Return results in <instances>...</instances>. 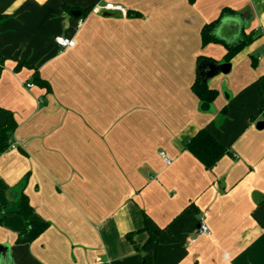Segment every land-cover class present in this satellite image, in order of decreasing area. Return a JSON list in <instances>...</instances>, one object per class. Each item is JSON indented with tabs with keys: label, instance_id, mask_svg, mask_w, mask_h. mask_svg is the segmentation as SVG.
Wrapping results in <instances>:
<instances>
[{
	"label": "crops",
	"instance_id": "0c3cea01",
	"mask_svg": "<svg viewBox=\"0 0 264 264\" xmlns=\"http://www.w3.org/2000/svg\"><path fill=\"white\" fill-rule=\"evenodd\" d=\"M108 3L130 16L94 8ZM89 8L77 29L71 12ZM0 15V124L16 122L0 155V264H264V0H0ZM198 71L218 93L208 109ZM202 128L228 150L210 170L184 148ZM20 192L48 224L24 244Z\"/></svg>",
	"mask_w": 264,
	"mask_h": 264
},
{
	"label": "trees",
	"instance_id": "16d2710c",
	"mask_svg": "<svg viewBox=\"0 0 264 264\" xmlns=\"http://www.w3.org/2000/svg\"><path fill=\"white\" fill-rule=\"evenodd\" d=\"M68 10V9H67ZM91 9H86L80 11V16L77 20L82 19ZM226 14H234V11L230 9H222L219 17L205 24L201 29V43L202 46H205L209 43H216L218 39L213 35L215 27L219 24L222 17ZM126 16H130V13L127 12ZM6 16L0 15V25L5 20ZM254 32L251 31L248 34L243 33L241 39L234 46H226V54L223 59V63H229V61L237 53H239L244 47H246L251 40L253 39ZM202 57H199L198 63ZM20 64H23L20 62ZM212 68L215 73L220 71L219 63L213 62ZM32 82L38 86L45 87L48 89V84L40 79L38 75L34 74L32 77ZM192 92L200 100L201 103L211 104L217 97V91L208 87L207 82L201 78L199 71L197 72L196 79L191 87ZM16 129V122L9 114L7 120L0 124V155L5 153L10 149L12 145V136ZM184 148L192 156H194L206 169H212L217 162H219L225 155L228 154V150L221 145L206 129H200L192 138L187 139L184 142ZM264 203V198L262 200ZM14 213L22 216L25 221V226L23 232H21L16 242L17 243H30L34 241L38 236H40L47 228L48 224L43 222H37L30 220L31 215L33 214V209L29 204L27 196L20 192L16 201L13 203ZM0 223H1V210H0ZM127 239L133 244L137 249V245L132 242V239L127 236ZM154 240L153 236H150L148 242ZM143 264H151L148 257L143 258Z\"/></svg>",
	"mask_w": 264,
	"mask_h": 264
},
{
	"label": "built area",
	"instance_id": "2783aa9c",
	"mask_svg": "<svg viewBox=\"0 0 264 264\" xmlns=\"http://www.w3.org/2000/svg\"><path fill=\"white\" fill-rule=\"evenodd\" d=\"M94 8L95 9H103V10L110 11V12H118V13H121L123 15H126L125 9L121 5H117V4L108 3V4H105L104 6L96 4ZM82 22H83L82 19H79L77 21V25H76L77 29H79L81 27ZM55 44L58 46L59 49L65 50L67 48L73 47L75 45V41L73 38H65V37L59 36V37L55 38ZM25 87L31 88V87H33V85L31 83H29V84H26ZM14 147L15 146L12 144L10 146V149H12ZM161 157L164 159L165 163L169 164V161L166 159V157L164 156L163 153H161ZM205 234H208V228L206 227V225L204 223L203 217H199V225H198L197 230H196V235L200 236V235H205Z\"/></svg>",
	"mask_w": 264,
	"mask_h": 264
},
{
	"label": "water",
	"instance_id": "95a60500",
	"mask_svg": "<svg viewBox=\"0 0 264 264\" xmlns=\"http://www.w3.org/2000/svg\"><path fill=\"white\" fill-rule=\"evenodd\" d=\"M71 16L74 18H78L80 16V12L79 11H72ZM241 16L243 17L242 18L243 24L246 26L248 24V21L251 18L250 13L244 12V13H241ZM242 20L239 18V21H242ZM219 69H220L221 73H226L229 70V64H222L219 66ZM209 106H210V104L201 103L202 109H208ZM259 124H261V123H259ZM7 250H8L7 247L0 245V254H1V257L4 259L7 258Z\"/></svg>",
	"mask_w": 264,
	"mask_h": 264
},
{
	"label": "rangeland",
	"instance_id": "374dc122",
	"mask_svg": "<svg viewBox=\"0 0 264 264\" xmlns=\"http://www.w3.org/2000/svg\"><path fill=\"white\" fill-rule=\"evenodd\" d=\"M143 18H144V16H143V17H141V18H139V20H140L141 22H143V21H144V19H145V18H144V19H143Z\"/></svg>",
	"mask_w": 264,
	"mask_h": 264
}]
</instances>
